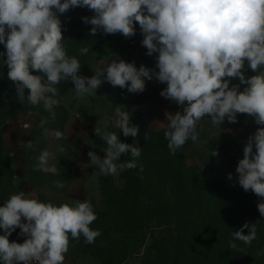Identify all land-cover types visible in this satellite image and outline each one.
Returning a JSON list of instances; mask_svg holds the SVG:
<instances>
[{"label": "clouds", "instance_id": "obj_1", "mask_svg": "<svg viewBox=\"0 0 264 264\" xmlns=\"http://www.w3.org/2000/svg\"><path fill=\"white\" fill-rule=\"evenodd\" d=\"M75 7L94 13L82 18L92 25L91 36L102 30L129 38L135 35L138 22L146 54L158 53V71L112 60L101 61L90 78L79 75L81 63L66 51L58 15ZM0 44L6 48L7 75L16 83L20 103L25 102L27 89V103L42 104L52 120L60 103L56 86L61 81L71 80L81 98L95 96L105 81L130 93H142L145 79L165 83L160 95L183 109L165 113L164 136L173 155L187 141H199L197 126L206 117L213 128H220L226 118L236 123L238 113L253 117L261 127L249 136L236 172L245 191L264 198V0H0ZM88 52V47L80 48L81 55ZM246 64L255 75L245 77ZM33 70L39 74H31ZM234 78L247 87L243 91L238 85L230 87ZM114 113L113 128L122 130L124 137H137L139 128L131 123V113L120 105ZM48 123V119H41L38 127L56 141L67 139L63 131L45 127ZM30 127L23 124L26 130ZM94 131L104 141L105 155L101 159L90 151L88 156L100 175L114 176L137 168L141 148L136 143L122 142L118 131H109L107 123ZM25 147L35 149L36 144L29 140ZM57 152H64V148L57 145L55 152L42 149L34 169L59 176L56 164H50L57 160ZM124 154L132 159L117 163ZM53 185L60 189L66 186L62 180H54ZM257 207L264 216V202ZM97 218L87 199L55 204L42 202L31 192L13 193L0 206V229L4 230L0 260L3 264H64L72 240L83 236L85 243L93 244L101 235L90 227ZM17 228L27 237L23 243L9 240ZM232 236L231 249L238 247L235 241L251 245L257 238L256 225L246 222Z\"/></svg>", "mask_w": 264, "mask_h": 264}, {"label": "rangeland", "instance_id": "obj_2", "mask_svg": "<svg viewBox=\"0 0 264 264\" xmlns=\"http://www.w3.org/2000/svg\"><path fill=\"white\" fill-rule=\"evenodd\" d=\"M93 15H83L75 19L65 17L61 20L66 51L69 56H76L81 63L79 75L90 78L95 74V69L101 66V61L111 63L112 60L117 62L124 60L134 63L138 69L143 65L158 71L156 69L158 53H153L152 56L146 54L147 49L141 43L144 37L138 22L135 23V35L129 38L121 33L105 34L102 30L91 36L92 25L84 23L82 18ZM81 47H88L89 52L81 55ZM6 61V48L0 44V111L14 112L12 117L0 123V147L4 149V151L0 150V206H3L11 194L19 191L31 192L40 201H51L55 204L87 199L91 202L95 213L99 215L90 227L102 232L101 216L111 210V207L105 205L102 189L121 187L125 181L126 171H119L114 176H103L98 173L99 169L91 164L88 156L90 151L95 152L101 159L105 155L102 151L105 147L104 141L96 135L94 129L96 126L103 128L107 123L108 130L118 131L120 140L124 142L127 137L123 136L122 130L114 129L111 121L115 115V107L120 105L131 113V123L138 126L139 131L162 130L164 134L167 130L165 113L182 112V106L160 95L167 85L155 78L145 79V90L142 93H130L127 88L113 87L105 81L96 90L95 96L83 98L76 95L74 84L68 80L61 81L56 86L59 92L57 99L60 103L54 108L56 118L52 120L42 104L31 106L27 103V89H25V102L20 103L16 83L7 75L9 68ZM243 72L246 78L255 75L247 64ZM31 74L39 73L33 70ZM238 83L243 86L242 90L247 87L240 81ZM44 118L49 120L45 127L63 131L67 139L56 141L47 136L44 130L38 127L39 121ZM208 119L210 117L200 121L197 126L198 142L187 141L173 155L167 147L168 140H166L165 155L172 163L182 166L185 190L195 177L240 195L245 202L248 218L241 221L239 226L242 227L246 222L255 224L257 232L264 233V216H261L257 207L258 203L264 202V198L256 196L251 190L245 191L239 185L236 172L239 161H231L226 153L227 150L231 154L237 150L236 158L242 159L243 148L249 136L261 126L247 114L238 113L236 123H230L226 118L220 128H213ZM24 123H29L31 127L24 129ZM161 124L164 126L162 127ZM143 139L146 140L145 136ZM29 140L36 144L35 149L25 147ZM154 140V137L147 136L148 151L154 145ZM205 140L208 141L207 144L202 143ZM57 145L62 146L64 152H57V160L50 161V164H56L60 175L36 171L34 165L40 151L48 149L55 152ZM213 151L218 152V155H212ZM144 155V158L140 157L138 160L140 167L147 170L146 176H142V179L151 180L156 189H160L166 180L164 171L160 170V165L153 164V159ZM123 158L122 155L117 163H122ZM54 180H62L66 186L63 189L56 188L53 185ZM3 234L4 230L0 229V235ZM139 234L138 225H133L128 234V243L124 244L123 240L119 239L112 247L109 246L112 241L110 239L107 241L102 234L93 244L85 243L81 236L79 241H71L64 264H103L105 249L110 250L111 260L115 264H142L146 247ZM12 236L13 232L9 236L10 242L13 241ZM154 256L155 252L151 250L149 260L154 259ZM0 264H3L2 260Z\"/></svg>", "mask_w": 264, "mask_h": 264}, {"label": "trees", "instance_id": "obj_3", "mask_svg": "<svg viewBox=\"0 0 264 264\" xmlns=\"http://www.w3.org/2000/svg\"><path fill=\"white\" fill-rule=\"evenodd\" d=\"M88 14L94 13L86 7H75L58 15L63 20ZM239 81V78L232 79L230 86L238 85L243 91ZM13 115V111H0V123ZM144 136L155 139L150 151ZM166 140L162 130H140L137 137L129 136L124 141L136 143L141 148L140 157L144 158L146 154L147 158L153 159V164L160 165L166 180L160 189H156L151 180L142 179L147 170L140 167L139 157L137 168L125 169L121 187L102 189L105 205L111 207L101 216V234L107 241H112L109 246H114L119 239L127 244L132 226L138 225L139 236L146 247L142 264H264V233L257 232L251 245L235 241L238 247H229L232 233L248 218L241 196L195 177L185 190L182 166L172 163L165 155ZM0 150L4 151L2 147ZM226 153L231 161L240 160L236 158L237 150ZM123 156V162L132 159L130 154ZM244 231L247 234L248 229ZM151 250L155 256L149 260ZM111 259L110 250L105 249L103 264H115Z\"/></svg>", "mask_w": 264, "mask_h": 264}, {"label": "built area", "instance_id": "obj_4", "mask_svg": "<svg viewBox=\"0 0 264 264\" xmlns=\"http://www.w3.org/2000/svg\"><path fill=\"white\" fill-rule=\"evenodd\" d=\"M21 230L19 228H17L14 232H13V241L17 242V243H23L24 240L27 238L26 236H23L20 234Z\"/></svg>", "mask_w": 264, "mask_h": 264}]
</instances>
